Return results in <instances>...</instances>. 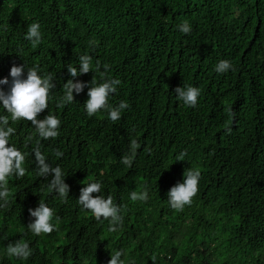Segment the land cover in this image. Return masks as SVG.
Segmentation results:
<instances>
[{
    "label": "trees",
    "instance_id": "obj_1",
    "mask_svg": "<svg viewBox=\"0 0 264 264\" xmlns=\"http://www.w3.org/2000/svg\"><path fill=\"white\" fill-rule=\"evenodd\" d=\"M184 21L190 34L177 27ZM32 22L41 25L36 47L24 39ZM85 54L121 81L109 103L125 100L129 108L116 122L106 111L87 115V88L58 106L72 79L67 65ZM221 59L232 65L224 74L215 71ZM25 62L53 77L40 118L51 113L61 125L56 138L42 140L30 121L9 122L26 172L8 178L0 264H108L115 250L125 264H264V0H0V79L11 80V67ZM94 75L76 79L90 84ZM183 84L200 90L195 108L177 99ZM133 139L140 148L127 167L121 158ZM36 140L67 175L66 200L36 174ZM181 152L184 161H176ZM190 167L201 172L199 191L190 206L173 210L167 193ZM92 181L121 207L116 232L76 202ZM145 190L147 201L130 199ZM41 199L58 230L36 236L29 209ZM16 240L29 244L28 259L6 255Z\"/></svg>",
    "mask_w": 264,
    "mask_h": 264
},
{
    "label": "clouds",
    "instance_id": "obj_2",
    "mask_svg": "<svg viewBox=\"0 0 264 264\" xmlns=\"http://www.w3.org/2000/svg\"><path fill=\"white\" fill-rule=\"evenodd\" d=\"M177 27L183 34H190L192 31L191 25L187 21L180 23ZM24 39L36 47L42 39L41 25L38 22L29 24ZM92 61L93 57L85 54L78 57L75 66L73 64L67 65V71L72 79L63 84V96L59 99L58 106L73 104L74 93L79 95L87 88L88 99L83 105L87 115L92 117L101 111H106L107 118L116 122L121 118L122 112L129 108V104L125 100L120 101L115 106L109 103L110 96L117 92L121 81L116 78H106L108 66H102L98 60L95 64ZM25 69H27L26 75ZM231 69V62L226 59L219 60L215 65V71L219 74L227 73ZM90 71L95 73L90 84L76 79ZM9 75L11 80L8 77L0 79V109L4 113L6 110L7 113L0 115V210L5 209L9 203L8 178L10 176L20 178L26 172L24 167L25 154L10 144V137L15 132V128L9 124L10 120L13 123L20 120L30 121L36 130V134L42 140L56 138L59 135L61 125V121L51 113L40 118V114L48 109L49 101L52 98L50 96L51 90L56 87L50 74H41L39 65L29 66L25 62L24 65H13ZM97 78L99 82H97ZM175 95L185 106L195 108L200 90L197 87L183 84V87L175 89ZM32 141L33 136H28L25 140V146ZM35 144L36 146L32 148V154L35 160L36 174L44 178L46 182L44 187L48 192L66 200L70 191L69 185L65 182L67 175L60 166L49 164L46 157L41 153L40 140H36ZM138 148H140V144L133 139L130 143V154L122 156L121 163L131 167ZM63 155L62 151H55L57 158ZM186 155V152H181L175 159L176 161H184ZM200 178L199 169L190 167L186 170L183 182L171 187L167 193L166 201L169 207L173 210H183L185 206H190L199 191ZM83 183L85 186L81 188L79 198L76 200L81 206V210L90 212L98 222L108 221L109 231L116 232L123 221V216L120 214L121 207L113 202V197L110 194L107 196L103 194L104 188L101 181ZM129 196L132 201H147L149 193L147 190L143 192L131 191ZM29 214L34 219L27 228L34 235H46L58 230V224L53 222L54 209L49 207L43 199L39 201L35 209H29ZM55 219L58 221L59 217H55ZM6 255L26 260L32 255V250L29 244L16 240L7 244ZM123 255L122 250L111 252L108 264H125L122 259Z\"/></svg>",
    "mask_w": 264,
    "mask_h": 264
}]
</instances>
